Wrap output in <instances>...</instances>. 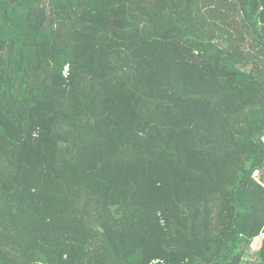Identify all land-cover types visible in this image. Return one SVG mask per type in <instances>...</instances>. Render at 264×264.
I'll use <instances>...</instances> for the list:
<instances>
[{
    "label": "trees",
    "instance_id": "trees-1",
    "mask_svg": "<svg viewBox=\"0 0 264 264\" xmlns=\"http://www.w3.org/2000/svg\"><path fill=\"white\" fill-rule=\"evenodd\" d=\"M263 233L264 0H0V264H264Z\"/></svg>",
    "mask_w": 264,
    "mask_h": 264
},
{
    "label": "rangeland",
    "instance_id": "rangeland-1",
    "mask_svg": "<svg viewBox=\"0 0 264 264\" xmlns=\"http://www.w3.org/2000/svg\"><path fill=\"white\" fill-rule=\"evenodd\" d=\"M264 238H262V241H263ZM259 245V246H258ZM256 246H258L257 248L261 247V243L260 241H256L255 243H253V246L251 247V254L248 253V256L250 258L251 261L254 260V255H255V251H256Z\"/></svg>",
    "mask_w": 264,
    "mask_h": 264
},
{
    "label": "clouds",
    "instance_id": "clouds-1",
    "mask_svg": "<svg viewBox=\"0 0 264 264\" xmlns=\"http://www.w3.org/2000/svg\"><path fill=\"white\" fill-rule=\"evenodd\" d=\"M260 238H264V233L263 234H260L259 236ZM253 246V245H252ZM253 249V248H252Z\"/></svg>",
    "mask_w": 264,
    "mask_h": 264
}]
</instances>
